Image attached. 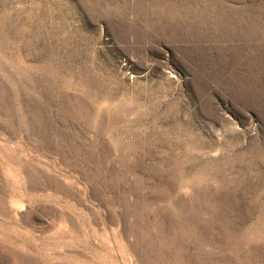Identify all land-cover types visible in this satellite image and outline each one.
<instances>
[{"label":"rangeland","instance_id":"1","mask_svg":"<svg viewBox=\"0 0 264 264\" xmlns=\"http://www.w3.org/2000/svg\"><path fill=\"white\" fill-rule=\"evenodd\" d=\"M0 264H264V0H0Z\"/></svg>","mask_w":264,"mask_h":264}]
</instances>
